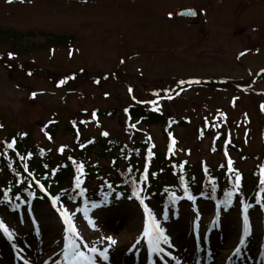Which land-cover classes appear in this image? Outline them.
<instances>
[{
  "label": "rangeland",
  "instance_id": "374dc122",
  "mask_svg": "<svg viewBox=\"0 0 264 264\" xmlns=\"http://www.w3.org/2000/svg\"><path fill=\"white\" fill-rule=\"evenodd\" d=\"M186 6L199 17L169 16ZM138 106L177 123L132 121ZM103 136L264 184V0H0V142L68 161L78 139ZM241 202L230 214L189 204L178 218L128 195L92 213L40 207L3 223L0 264H264V214Z\"/></svg>",
  "mask_w": 264,
  "mask_h": 264
},
{
  "label": "trees",
  "instance_id": "16d2710c",
  "mask_svg": "<svg viewBox=\"0 0 264 264\" xmlns=\"http://www.w3.org/2000/svg\"><path fill=\"white\" fill-rule=\"evenodd\" d=\"M9 36L16 45L17 37H23L15 31ZM133 115L146 125L165 124L167 120L143 116L137 109ZM44 129L53 135L57 126L50 124ZM102 139H78L76 145L83 149L82 155L72 154L68 161L18 138L0 142V217L24 214L44 204L58 209L103 206L115 193L174 212L191 198L214 203L225 211L242 201L250 211L264 213V184L258 174H251V183L243 179L237 182L231 173L214 172L210 167L203 170L201 165L179 163L164 153H154L146 142L126 144L108 136ZM93 152L98 158L110 159L112 168L98 166V159L92 164ZM90 185L97 189L91 190Z\"/></svg>",
  "mask_w": 264,
  "mask_h": 264
},
{
  "label": "snow or ice",
  "instance_id": "6c2138e0",
  "mask_svg": "<svg viewBox=\"0 0 264 264\" xmlns=\"http://www.w3.org/2000/svg\"><path fill=\"white\" fill-rule=\"evenodd\" d=\"M189 15H195V13L194 12H190V13H188ZM9 147H11V145H9ZM239 179V177H237V180ZM69 223H70V221H68ZM0 229H3L5 232H7L8 230H7V228L3 225V223L2 222H0ZM248 234V224H247V217H245V236ZM110 239V238H109ZM111 243L112 244H115L116 243V241L115 240H111ZM244 243V240L242 239L241 240V244H243ZM240 251V249L239 248H237V250H236V252L238 253Z\"/></svg>",
  "mask_w": 264,
  "mask_h": 264
},
{
  "label": "water",
  "instance_id": "95a60500",
  "mask_svg": "<svg viewBox=\"0 0 264 264\" xmlns=\"http://www.w3.org/2000/svg\"><path fill=\"white\" fill-rule=\"evenodd\" d=\"M190 12L196 13V10L193 9V8L179 9V10H176L175 12H173V15L183 16V17H193V16H195V15H189L188 13H190Z\"/></svg>",
  "mask_w": 264,
  "mask_h": 264
},
{
  "label": "flooded vegetation",
  "instance_id": "af4514ba",
  "mask_svg": "<svg viewBox=\"0 0 264 264\" xmlns=\"http://www.w3.org/2000/svg\"><path fill=\"white\" fill-rule=\"evenodd\" d=\"M181 20V19H180ZM184 20H187V19H182V21H184ZM189 20V19H188ZM238 61H240V59L238 60Z\"/></svg>",
  "mask_w": 264,
  "mask_h": 264
},
{
  "label": "bare ground",
  "instance_id": "6f19581e",
  "mask_svg": "<svg viewBox=\"0 0 264 264\" xmlns=\"http://www.w3.org/2000/svg\"><path fill=\"white\" fill-rule=\"evenodd\" d=\"M220 258H224L225 259V257H222V256ZM239 264H241V263H239Z\"/></svg>",
  "mask_w": 264,
  "mask_h": 264
}]
</instances>
